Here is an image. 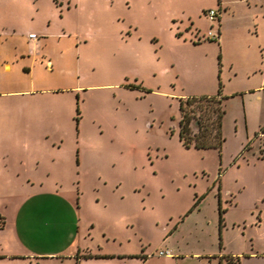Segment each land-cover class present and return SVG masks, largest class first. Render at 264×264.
<instances>
[{"label": "rangeland", "instance_id": "obj_1", "mask_svg": "<svg viewBox=\"0 0 264 264\" xmlns=\"http://www.w3.org/2000/svg\"><path fill=\"white\" fill-rule=\"evenodd\" d=\"M263 43L264 0H0V200L63 190L78 257L202 264L219 236L245 252L248 223L264 228ZM219 91L220 149L183 147L179 99ZM22 156L38 164L18 174ZM43 217L28 219L49 238Z\"/></svg>", "mask_w": 264, "mask_h": 264}, {"label": "crops", "instance_id": "obj_2", "mask_svg": "<svg viewBox=\"0 0 264 264\" xmlns=\"http://www.w3.org/2000/svg\"><path fill=\"white\" fill-rule=\"evenodd\" d=\"M260 49L264 53V43ZM27 145V143L24 144L23 148H27ZM29 161L31 165L33 163L38 164L37 157L33 160L28 156H22L18 162L7 158V163L10 162L13 171H19L18 174L20 171H29ZM39 184L42 190L37 194L33 193L35 195L33 198L28 194L8 196L0 200V261H2L0 263L10 264L20 261L32 264V260L34 263H36L35 260H41L44 263L48 262V264H130L128 261L130 257L125 256L128 253H105L100 250V253L94 254H111L113 256L107 258L76 256L75 252L78 246L76 239L77 218L72 200L61 189L54 191L47 183L41 182ZM32 199L35 200L32 202ZM67 211L71 216L68 219H63L64 222L60 224L58 216L67 213ZM47 213L50 214L51 220L49 222L43 221L41 224L48 232L50 231L49 238L44 234L45 231L41 227L40 229L33 227L30 219H28L31 215V217L43 220V215ZM248 226L254 227L252 229L254 232H249L247 235L246 244L248 248L245 252L221 248L214 253L202 254L201 251H196L192 256H195L202 264H219V257L222 255L235 257L239 261L238 264H264V228L262 227V238L260 239L259 232L256 230L260 226L256 223H248ZM35 229L39 233L37 245L29 243L26 237ZM169 253L170 256L167 257H172V253ZM118 254L124 256L117 257ZM207 255L214 257L206 259ZM179 257L182 258V256ZM148 260L149 258L141 262L145 264Z\"/></svg>", "mask_w": 264, "mask_h": 264}, {"label": "trees", "instance_id": "obj_3", "mask_svg": "<svg viewBox=\"0 0 264 264\" xmlns=\"http://www.w3.org/2000/svg\"><path fill=\"white\" fill-rule=\"evenodd\" d=\"M223 97L220 95V91L215 96H188L179 99L178 110V139L182 146L185 148L195 149H220L222 141V121L225 114L223 105ZM76 112H78L77 105L75 106ZM78 149L75 151V164L78 165ZM198 198L192 207L187 211H192V208L198 203ZM220 201H218V228L219 234L224 227L222 213L224 209L221 208ZM183 218L181 219V221ZM177 223L173 225L175 229ZM219 249H221V238L219 236ZM111 254H89L86 258L90 257H112ZM124 256V255H123ZM127 257L140 258L142 261L146 259L144 255H125ZM232 256H220L219 264H230ZM236 260V259H235ZM236 260L232 264H238Z\"/></svg>", "mask_w": 264, "mask_h": 264}, {"label": "built area", "instance_id": "obj_4", "mask_svg": "<svg viewBox=\"0 0 264 264\" xmlns=\"http://www.w3.org/2000/svg\"><path fill=\"white\" fill-rule=\"evenodd\" d=\"M205 16L206 18L209 20V21H214L215 18L217 19V14L216 12L213 10V9H209L206 13H205ZM207 36L208 38H212V39H217L218 38V34L217 35H214V33L212 31H207ZM29 38H36V34L35 33H29ZM157 255H160V256H170V253L168 250H159L157 252Z\"/></svg>", "mask_w": 264, "mask_h": 264}]
</instances>
